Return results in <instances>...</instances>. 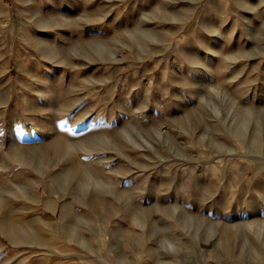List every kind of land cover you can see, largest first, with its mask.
Segmentation results:
<instances>
[{
	"label": "rangeland",
	"instance_id": "1",
	"mask_svg": "<svg viewBox=\"0 0 264 264\" xmlns=\"http://www.w3.org/2000/svg\"><path fill=\"white\" fill-rule=\"evenodd\" d=\"M0 264H264V0H0Z\"/></svg>",
	"mask_w": 264,
	"mask_h": 264
}]
</instances>
